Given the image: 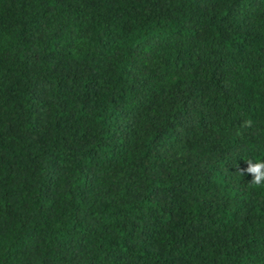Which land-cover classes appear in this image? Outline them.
<instances>
[{
	"label": "trees",
	"instance_id": "1",
	"mask_svg": "<svg viewBox=\"0 0 264 264\" xmlns=\"http://www.w3.org/2000/svg\"><path fill=\"white\" fill-rule=\"evenodd\" d=\"M248 158L264 0H0V264H264Z\"/></svg>",
	"mask_w": 264,
	"mask_h": 264
},
{
	"label": "clouds",
	"instance_id": "2",
	"mask_svg": "<svg viewBox=\"0 0 264 264\" xmlns=\"http://www.w3.org/2000/svg\"><path fill=\"white\" fill-rule=\"evenodd\" d=\"M244 127H251L252 121H244ZM247 167L240 169L237 173L239 175H250L251 180L249 184L254 188H264V160H254L248 158L244 160Z\"/></svg>",
	"mask_w": 264,
	"mask_h": 264
}]
</instances>
